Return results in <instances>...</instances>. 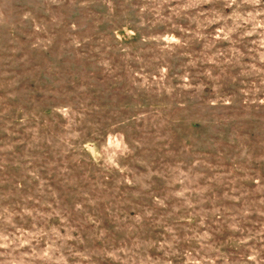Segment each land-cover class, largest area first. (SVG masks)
<instances>
[{
    "label": "rangeland",
    "instance_id": "374dc122",
    "mask_svg": "<svg viewBox=\"0 0 264 264\" xmlns=\"http://www.w3.org/2000/svg\"><path fill=\"white\" fill-rule=\"evenodd\" d=\"M0 264H264V0H0Z\"/></svg>",
    "mask_w": 264,
    "mask_h": 264
},
{
    "label": "trees",
    "instance_id": "16d2710c",
    "mask_svg": "<svg viewBox=\"0 0 264 264\" xmlns=\"http://www.w3.org/2000/svg\"><path fill=\"white\" fill-rule=\"evenodd\" d=\"M123 37L125 38V37H127V35L125 34V35H123ZM106 221H107V223L109 222V221H111V219H106ZM112 225V224H111Z\"/></svg>",
    "mask_w": 264,
    "mask_h": 264
}]
</instances>
